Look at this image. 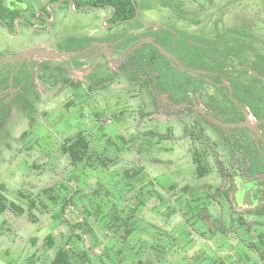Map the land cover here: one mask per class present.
<instances>
[{
	"label": "rangeland",
	"instance_id": "1",
	"mask_svg": "<svg viewBox=\"0 0 264 264\" xmlns=\"http://www.w3.org/2000/svg\"><path fill=\"white\" fill-rule=\"evenodd\" d=\"M161 1L150 3V19L155 20V27H168L161 32L169 40L180 33L177 45L188 46L189 50L213 57L221 54L225 41L221 38H234L233 18L239 27L264 38V0H247L241 8L220 9V22L197 27L194 16L189 15L197 9L195 2L204 5L202 0H166L169 15L166 9L160 10ZM61 14L51 31L43 35L20 30L17 36H10L0 24V57L20 54L43 40L58 39V46H65L69 37L108 40L107 36L117 31L105 21L110 16L108 10ZM217 16L218 13L214 18ZM190 26L192 35L185 33ZM168 52L179 65L164 55L166 59L156 64L159 70L183 81L189 79L181 68L188 69L186 60L174 48ZM143 54L138 50L136 55ZM37 61L55 66L68 63L66 58ZM197 62L200 65L202 59ZM94 65L81 70L57 67L53 73L41 71L40 77L30 64L0 66V74L20 76L27 85L36 80L42 96L35 104L33 120L25 105H11L10 119L0 131V192L26 210L23 214L10 210L0 213V264H50L53 252L41 249L48 235L60 247L73 250L75 262L80 264H133L139 257L146 264H264L253 243L258 241V235H264V217L248 215L247 205L221 193L231 189V181L212 166L213 156L208 159L210 171L197 173L191 157L192 138L180 123L187 117L183 107H167L169 93L163 92L165 95L156 99V93L152 96L144 89V80L133 86L137 98L132 101L125 99L127 90L121 88L127 81L121 78L110 83L112 87L104 88V93L90 95L86 90ZM139 70L143 72V66ZM190 72L199 80L197 72L204 70ZM150 73L147 75L156 79ZM79 83L84 89L79 94L72 93L73 85ZM199 109L194 111L199 113ZM249 120L254 122L252 117ZM204 126L216 139L214 129L219 127ZM80 132L88 139L94 157L89 165L73 166L63 147L67 139ZM213 147L219 156H224L221 148ZM98 157L113 163L103 166ZM127 170L134 173L133 177L127 178ZM209 186L213 187L212 198ZM218 187L220 191H216ZM29 200L36 203L33 212L28 209ZM206 214L213 217L212 227L202 218ZM240 215H245L253 232L248 230L249 225L238 224ZM117 217L134 229L127 246L108 228Z\"/></svg>",
	"mask_w": 264,
	"mask_h": 264
},
{
	"label": "flooded vegetation",
	"instance_id": "2",
	"mask_svg": "<svg viewBox=\"0 0 264 264\" xmlns=\"http://www.w3.org/2000/svg\"><path fill=\"white\" fill-rule=\"evenodd\" d=\"M245 1L247 0H202L200 2L204 3V5L195 2V7H197V9L194 10L193 14H190L189 16H194L193 19L195 22H193V24L195 25V27L199 25L207 26L210 24H216V21L219 20L220 22L223 19H221V17L219 16L220 11L232 6L241 8L246 4ZM132 2L134 6L133 8L135 9V16L137 15V18H135L134 16L130 20H123L121 18L115 19L117 15L116 11L112 9L110 5L106 4H99L95 6L90 5L87 2H81L80 0H0V24L4 29H7L9 31L10 36H17L20 30L25 33L35 32L37 34L43 35L51 31V28L57 21L58 15L61 14V12L63 16L64 14L68 16L69 14H71V10L76 14H81L82 12H85L87 10H108V15L110 16L107 17L105 21L111 23V27H115L114 30L117 29V31H115L113 34L107 36L108 40H103L102 38L95 41L92 40L91 37H85L81 40H72L69 37L67 38L69 44L66 45L64 43L65 46H58V39L56 41H52L51 39L43 40L38 45H36L35 48L39 47L47 50H56L57 52L62 53L66 56V59H68L67 65H48L44 63H38L37 59L26 60L23 63L34 66L38 71L37 77L41 76V71H43L44 73L51 71V73H53V70L57 69V67H60L61 69L63 67H67L72 70H81L88 68V66L92 65V63H95V65L93 66L94 70L92 71L94 72V75L92 74L93 76H91L90 74H88V77L91 76L92 81L87 85L88 90L86 91L90 92V95H92V92L96 94L104 93V88H106L107 86L112 87L110 83H112L115 79L121 78L127 81L126 86L121 88L127 90L125 95L126 101H132L133 98H137L136 96H134L133 86H137L136 84L139 80H144V83L146 85L144 89L148 90L152 96H154V94L156 93L157 95L154 97L156 99H159L161 95H165V93H163L164 91H161V86L164 84V79H162L161 75H158V71H160V68L153 65L150 59L149 54L152 51L150 45L158 48L151 42L153 41L157 45L160 44V46H162V43L164 44V46H166L167 43L165 41V38L167 39L168 37L161 31L167 30L168 27L166 25L155 27V20L150 19L149 15L152 14L153 10L150 9V3H153V0H132ZM161 2L162 5H159L161 7H159L160 10H167L169 15L170 9L168 10V6H166L167 1L162 0ZM221 5L225 6L221 7ZM216 13H218V16L214 18ZM212 14L213 17H210ZM237 22V19L233 18V24L231 27L236 28L237 30H243L247 34L250 33V30L248 28H245L243 26L239 27V22ZM191 27L192 26H190L188 30L185 31L186 34L192 35ZM111 30L113 31V29ZM173 35L176 36L175 39L181 36L180 33H178V35L180 36H177V32ZM138 50H143L145 55L143 54L138 57L136 55ZM140 65L143 66V72L139 70ZM114 66L116 68H114ZM150 71V74L156 76V79H152V77H149L147 75ZM200 74H206V72L204 71ZM3 75L6 76V81H4L3 86L0 89V102L2 104L11 108V105H35L40 103L42 96L40 94V90L37 87L36 80H33L31 84L27 85L28 82H26V80H24L20 76L16 77L14 75L12 77L11 73ZM109 75H113V77H110ZM105 78L109 79L110 81H107V79ZM227 84L228 83H223L221 85L225 86ZM80 85V83L76 84L75 87L73 85L72 93L77 92L79 94L81 92L80 90L84 89ZM88 97L91 100L90 96ZM230 99L241 109L244 115V121L246 120L247 115L248 120L250 117H252L255 123L258 122L250 114L247 108L239 104L236 100L232 98ZM166 100L167 107L181 106L180 104H177L175 100L169 95L166 97ZM83 102L85 103L86 101H82V103ZM200 106L202 107L201 109H199ZM186 109H189L188 111H194V109L200 110L199 113H197V111H194L193 115H190L188 111L183 110L184 113H186L185 115H187V117L185 119L182 118V120L180 121V123H182V130L184 132L187 125L189 126V124H191L192 127V125L196 122L199 123L201 130L195 131L197 132L195 134H197L200 139L196 140V146L203 147V142L205 141L207 142L209 147L213 148V144H216L221 148L222 152L224 151V156L220 157H218V153H216V151H211L210 156H213L212 162L214 163H212V166L216 168L221 167L224 169L238 168L239 160L235 159L229 151V142L233 138V129L217 126L210 120V118L212 117L216 119L214 117L215 114L206 105V99L203 96H199L197 99L193 98L192 107L189 104L187 105ZM10 115L11 112L8 119H10ZM205 124H209V126H211L212 128L213 126L214 128L215 126L219 127V129L217 130L213 128L215 131L214 136L216 137V139H212L211 135L207 133V129H205L204 126ZM261 125H259L258 129ZM193 132L194 131L185 132V134H188L190 137H192ZM261 141H264V139H262ZM222 152L220 151L219 153L222 154ZM207 161L210 162L209 160ZM231 184H233L232 181ZM233 185L235 186V191L229 192V199L233 201V199L236 198L238 202H241L244 205L248 206L246 209L248 210V212L253 211L255 207L254 205H256L257 203H255V201L251 202V200H255V182H253L249 177L243 178L239 174L236 179V185ZM251 204L253 205L251 206Z\"/></svg>",
	"mask_w": 264,
	"mask_h": 264
},
{
	"label": "trees",
	"instance_id": "3",
	"mask_svg": "<svg viewBox=\"0 0 264 264\" xmlns=\"http://www.w3.org/2000/svg\"><path fill=\"white\" fill-rule=\"evenodd\" d=\"M81 2H87L90 5L106 4L110 5L112 9L116 11L115 19L121 18L123 20H130L135 16V9L133 8L132 0H80ZM234 38H221L225 40L221 47V54L213 57V55L200 53L198 51L189 50L188 46L182 47L177 45V39H168V43L165 47L161 46L165 50H172L173 48L178 50L181 57L186 61L188 71L204 70L206 74H200V79L203 82V87L200 85L198 77L193 76L192 72H187L189 79L181 80L179 77H173L166 73L164 69L158 71V75H161L163 85L161 91L169 93L177 104L191 105L192 99H197L199 96H203L207 99V106L215 114L214 117L227 124L241 123L244 121V115L241 109L232 102V99L236 100L239 104L247 108L250 114L260 122V132L264 139V38H258L251 32L247 34L243 30L232 29ZM220 34V33H219ZM243 34H245L243 36ZM253 40L251 43L250 40ZM152 51L150 52V59L153 65L159 64L161 58L166 59L161 51L155 46L151 45ZM202 59V63L198 65V60ZM215 58V59H214ZM204 61V62H203ZM1 65V64H0ZM210 79V82L207 80ZM6 81V76L0 74V89ZM228 83L227 85H221ZM205 91L203 95L201 90ZM205 89V90H204ZM232 90V93H231ZM201 93V94H200ZM224 100H217L218 96ZM216 99V100H215ZM1 101V100H0ZM223 103H222V102ZM229 101V102H228ZM25 109H29L31 115L30 120L34 119L36 113L35 105H25ZM188 111L189 109H184ZM11 112V108L0 102V131L5 127L8 122V117ZM190 115L194 114L193 110L188 111ZM197 130H201L199 123H195L185 127V132L194 131L192 133L193 149L191 157L196 165V171L198 174L203 175L210 171V163L208 157L211 155L213 148L209 147L207 142H203V147L196 146V140L200 139L197 136ZM237 131L233 133V131ZM233 138L229 142L230 154L235 159H238L239 167L224 169L219 168V173L222 177L229 181H232L236 185V179L240 174L243 178L249 177L256 184L255 200L251 202L256 203L254 210L249 211L248 215L255 217H264V141H260L256 134L246 128H233ZM88 139L80 132L74 138L66 140L63 147V152L68 156L73 166L89 165L94 155L90 152V145ZM216 147L218 145L213 144ZM217 148H220L219 146ZM221 155V153H219ZM218 157H220L218 155ZM238 157V158H237ZM101 161V164L109 167L112 160H102L101 157L97 158ZM132 172L126 171L127 178L133 177ZM231 184V189H223V193L229 198V192L235 191V186ZM171 188L174 185L170 186ZM212 187V186H211ZM209 186V198H212L213 192ZM221 188H216V191H220ZM188 191V187L185 192ZM53 199V194L51 195ZM254 203V204H255ZM28 209L33 212L36 207V203L33 200H29ZM6 210L14 211L17 214H23L26 210L15 202L8 201L7 197L0 192V213ZM200 217V216H199ZM198 218V217H197ZM205 222L212 227L213 217L206 214L202 216ZM64 221H68L67 218ZM238 224L242 227L248 226V230L253 232L251 224H247L245 215H240L237 218ZM110 231L116 237L119 242L125 246L129 245L134 229L130 227L129 223L123 221L120 218H114L113 222L108 226ZM258 241L255 243V249L260 253V258L264 262V235L257 236ZM55 238L52 235L46 236L41 249H50L53 252V259L50 264H76L74 256L76 253L70 248L60 247L57 245ZM56 248V249H54ZM125 254V250L122 251V255ZM162 255V254H161ZM74 259V260H73ZM132 263V262H131ZM77 264H80L77 262ZM133 264H146L143 258L139 257L136 263Z\"/></svg>",
	"mask_w": 264,
	"mask_h": 264
},
{
	"label": "water",
	"instance_id": "4",
	"mask_svg": "<svg viewBox=\"0 0 264 264\" xmlns=\"http://www.w3.org/2000/svg\"><path fill=\"white\" fill-rule=\"evenodd\" d=\"M135 18H137V15L135 16ZM153 44H155L161 51V53L165 56H167L170 59H173L174 64L179 65L178 61L174 58V56L169 53L168 51H166L165 49H162L161 47H159L155 42L151 41ZM46 59V60H53V59H58V60H63L66 58L65 55H63L62 53H59L57 51H53V50H47L44 48H31L28 50L23 51L20 54L14 55L12 57H0V64H17V63H23L26 60H30V59ZM183 68L182 70L185 72H188V70L185 67H181ZM200 73V72H199ZM232 93V90H231ZM210 120L216 124L217 126H221L223 128H248L250 130H252L256 136L258 137V139L261 141L263 139L262 133L260 132V130L258 129L260 122H256V123H252L248 120L247 115H246V120L244 122L241 123H235V124H225L221 121H218L216 119H214L213 117L210 118Z\"/></svg>",
	"mask_w": 264,
	"mask_h": 264
},
{
	"label": "crops",
	"instance_id": "5",
	"mask_svg": "<svg viewBox=\"0 0 264 264\" xmlns=\"http://www.w3.org/2000/svg\"><path fill=\"white\" fill-rule=\"evenodd\" d=\"M181 107H183V110L187 108L185 104L181 105Z\"/></svg>",
	"mask_w": 264,
	"mask_h": 264
}]
</instances>
